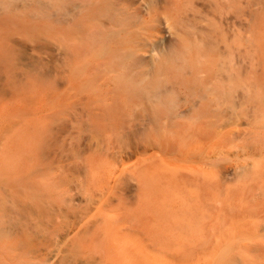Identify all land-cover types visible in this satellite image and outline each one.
<instances>
[{
	"label": "bare ground",
	"instance_id": "1",
	"mask_svg": "<svg viewBox=\"0 0 264 264\" xmlns=\"http://www.w3.org/2000/svg\"><path fill=\"white\" fill-rule=\"evenodd\" d=\"M184 2L183 13H165L164 21L168 29L186 21L202 48L221 47L222 34L235 27L245 30L247 0ZM158 3L0 0V94L10 80L24 81L9 59L15 40L3 13L24 10L39 19L44 30L33 32L31 44L54 22L72 21L76 33L77 16L93 19L104 29L97 54L114 57L122 71L131 70L137 47L150 40L142 23ZM37 56L29 57L37 64ZM149 64L141 77L126 80L135 92L122 108L64 78L72 101L49 107V138L35 163L49 177L0 181V247L22 251L0 257V264H39L38 258L56 264L41 257L52 251L62 254V264H264V150L248 142L243 127L253 107L242 103L244 85L224 61L219 71L227 83L218 94L205 79L158 77L156 63ZM42 70L46 77L56 72ZM234 178L243 184L238 191L228 184ZM85 249L90 253L79 258Z\"/></svg>",
	"mask_w": 264,
	"mask_h": 264
},
{
	"label": "rangeland",
	"instance_id": "2",
	"mask_svg": "<svg viewBox=\"0 0 264 264\" xmlns=\"http://www.w3.org/2000/svg\"><path fill=\"white\" fill-rule=\"evenodd\" d=\"M246 6L247 21L244 32L238 30L239 27H235L233 31L222 34L224 43H221V47L214 44L210 48H202L190 32V25L186 21L175 29H168L164 21L165 13L171 15L169 13L184 12L186 8L184 0H159V3L152 8L150 16L142 23L144 27L142 32L153 41L147 40L141 43L132 58L131 70L126 67L122 71L113 67L116 61L114 57H101L97 54L98 40L103 28L93 19L86 21V18L77 16L78 23L82 26L76 33L70 32L72 21L60 24L53 21L56 28L46 29L41 40L31 44L33 32L44 26L39 19L24 10L3 13V23L11 33L10 38L15 40V43H10L14 46L10 45L13 48L8 51L9 59L19 70H22L24 81L14 83L10 80L7 92L4 95L0 94V181L7 176L6 179L9 178L12 185H15L16 178L21 175L32 178L44 174L46 178L49 177V169L40 171L35 163L40 157L41 148L44 147L43 139L49 138L46 126L51 118L48 114L49 107L51 108L58 101L62 104L61 107L69 106L72 101L71 93L65 88L67 78L70 80L72 78L77 91L110 96L115 98L114 105L122 108L131 96V92L133 102L135 92V85L125 84L126 80L141 77L144 69L148 67L147 64L149 62L152 64V61L157 65L158 77L180 80L205 79L209 82L212 94L220 93L227 83V79L219 71L220 62L224 61L236 74L234 80L244 85L245 96L242 98V103L253 105L251 109L253 112L250 111L251 116H249L250 124L243 126L249 130L248 142L264 150V0H247ZM216 35L219 39L222 36L221 33H215ZM155 41H158L156 46L152 44ZM160 43H164L163 49ZM39 54L40 58L37 56ZM29 56H33L32 60L37 56L35 61L40 64L32 62ZM33 63L38 66L37 69L31 70L30 66L33 69ZM28 68L33 71L31 74ZM40 68L48 69L49 73L53 69V72L57 73L55 72L54 75L51 73L46 77L40 74L42 70ZM26 69L34 79L26 74L28 72ZM113 78L116 80L122 78L125 85L122 83L116 85V80ZM229 143L232 145L239 141L230 140ZM45 161L48 160L45 158ZM228 184L232 185L235 191L243 185L240 178H234L228 181ZM2 218L3 213L0 209V219ZM6 251L0 247L2 259L7 258L11 252L20 253L22 256L21 250L9 252L10 248L6 247ZM54 252L58 253L52 251L41 257L50 259L49 261L54 257L52 262L62 264L60 261L62 254L59 252L56 254L57 257ZM89 253L90 251L81 252L78 257L82 258L84 254L86 256ZM37 261L39 264H45L42 259L38 258Z\"/></svg>",
	"mask_w": 264,
	"mask_h": 264
}]
</instances>
